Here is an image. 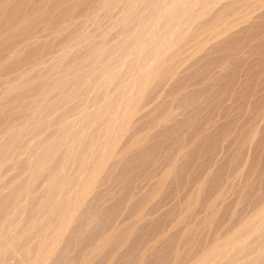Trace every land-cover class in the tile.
Segmentation results:
<instances>
[{
    "label": "rangeland",
    "instance_id": "374dc122",
    "mask_svg": "<svg viewBox=\"0 0 264 264\" xmlns=\"http://www.w3.org/2000/svg\"><path fill=\"white\" fill-rule=\"evenodd\" d=\"M0 264H264V0H0Z\"/></svg>",
    "mask_w": 264,
    "mask_h": 264
},
{
    "label": "bare ground",
    "instance_id": "6f19581e",
    "mask_svg": "<svg viewBox=\"0 0 264 264\" xmlns=\"http://www.w3.org/2000/svg\"><path fill=\"white\" fill-rule=\"evenodd\" d=\"M240 1V0H239ZM247 2V1H246ZM146 80V79H145ZM114 126V125H113Z\"/></svg>",
    "mask_w": 264,
    "mask_h": 264
}]
</instances>
